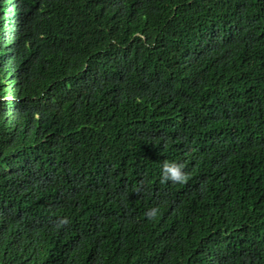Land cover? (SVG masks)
Segmentation results:
<instances>
[{
	"label": "trees",
	"instance_id": "obj_1",
	"mask_svg": "<svg viewBox=\"0 0 264 264\" xmlns=\"http://www.w3.org/2000/svg\"><path fill=\"white\" fill-rule=\"evenodd\" d=\"M0 264H264V0H0Z\"/></svg>",
	"mask_w": 264,
	"mask_h": 264
},
{
	"label": "clouds",
	"instance_id": "obj_2",
	"mask_svg": "<svg viewBox=\"0 0 264 264\" xmlns=\"http://www.w3.org/2000/svg\"><path fill=\"white\" fill-rule=\"evenodd\" d=\"M182 165L176 162H164L161 166V176L164 180H171L173 182H183L185 174L182 171ZM156 209H150L146 214L151 218L155 215Z\"/></svg>",
	"mask_w": 264,
	"mask_h": 264
}]
</instances>
